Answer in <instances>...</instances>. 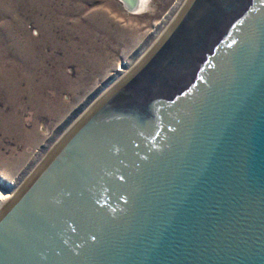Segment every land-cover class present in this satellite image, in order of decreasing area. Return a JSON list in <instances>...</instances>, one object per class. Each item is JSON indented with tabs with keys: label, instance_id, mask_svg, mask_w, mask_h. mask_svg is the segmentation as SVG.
<instances>
[{
	"label": "water",
	"instance_id": "water-1",
	"mask_svg": "<svg viewBox=\"0 0 264 264\" xmlns=\"http://www.w3.org/2000/svg\"><path fill=\"white\" fill-rule=\"evenodd\" d=\"M0 264H264V0H189L3 208Z\"/></svg>",
	"mask_w": 264,
	"mask_h": 264
},
{
	"label": "rangeland",
	"instance_id": "rangeland-1",
	"mask_svg": "<svg viewBox=\"0 0 264 264\" xmlns=\"http://www.w3.org/2000/svg\"><path fill=\"white\" fill-rule=\"evenodd\" d=\"M188 2L0 0V186L15 195Z\"/></svg>",
	"mask_w": 264,
	"mask_h": 264
},
{
	"label": "bare ground",
	"instance_id": "bare-ground-1",
	"mask_svg": "<svg viewBox=\"0 0 264 264\" xmlns=\"http://www.w3.org/2000/svg\"><path fill=\"white\" fill-rule=\"evenodd\" d=\"M126 5L128 6V8L132 9V10H139L141 8H143L146 5L147 0H123ZM122 70H124V76H126L128 73H130V71L126 68H124L122 66L121 68ZM114 82V81H113ZM14 197L13 193H10L6 190H4L1 186H0V213L3 210V208L10 202V200Z\"/></svg>",
	"mask_w": 264,
	"mask_h": 264
}]
</instances>
